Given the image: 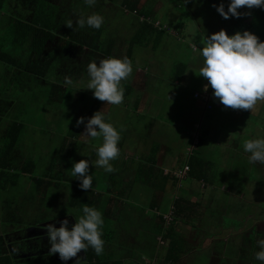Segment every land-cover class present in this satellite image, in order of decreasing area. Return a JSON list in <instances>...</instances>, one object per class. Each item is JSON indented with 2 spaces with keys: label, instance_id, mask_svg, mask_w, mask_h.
Wrapping results in <instances>:
<instances>
[{
  "label": "crops",
  "instance_id": "obj_1",
  "mask_svg": "<svg viewBox=\"0 0 264 264\" xmlns=\"http://www.w3.org/2000/svg\"><path fill=\"white\" fill-rule=\"evenodd\" d=\"M134 1L136 2L135 5L137 9L142 10L151 8L148 6L149 0ZM15 2L18 8L13 10V12H9L12 21L20 19L29 24L27 27H20V32L17 31V34L25 37L22 33L23 31L26 32V30L28 34H38V32H29L30 27H35L36 30L33 29V31H38L36 24H34L36 14H33L36 9L32 10L33 12H31V14L27 13V9L26 12L24 11L25 14H18V12L22 11L24 8L21 9L18 5L19 2H22L21 0H15ZM126 2L127 0H105L101 2L105 10L108 7L110 8L106 10V12L110 11L112 9L111 7L117 8L116 4H119L124 12L128 13L129 11L131 14L130 16L129 14H102L104 16V22L99 29L90 28L87 25L84 28H80L73 20L74 15H70V13L75 11V6L70 4L64 6L63 9L61 7L60 13L61 15L63 14L62 18L57 22H53L52 28L44 26L45 30L52 31V37H46L44 43L35 46L32 45V38H30L28 43L23 45L22 48H17L14 52L17 51L15 55L18 64H7L0 61V66L6 64L12 66L11 69L6 70L4 76L13 73L15 76L17 75L19 77L24 73H28L27 75L29 78L33 76L37 78L38 85L41 84L40 86H43V84L48 83V85H45L46 92L43 95L47 97L49 101L48 104L53 105L51 110H53L52 113L55 116L63 115L66 110L67 115L73 116V106L77 109L80 102L86 101L87 103L88 101V110L85 114V120H87V118L91 116L89 112L96 102L98 106L97 110L104 112L102 110L104 101L95 98L91 89L83 88L86 86L88 79L86 73L87 63L90 60H98L100 57H127L131 61L133 71L128 79L121 82L124 87V100L120 105H105L107 108H109L110 105V110L108 113H104L107 115L111 114V107L113 106L115 108L116 120L111 123L120 128V130L127 125L128 138L130 139V136L133 137L135 145L127 147V153H123L122 146L119 142V147L121 149L120 153H122V155H119L121 158L119 160L117 159V164L120 165L121 162L124 164V166H120L119 169L115 168V171L106 173L102 168H93L96 172L103 171L102 174L104 176L100 173L99 186L102 187L100 190L94 187L90 189L94 191L97 200L89 206H94L102 212L104 223L106 224L105 217L109 215V211L113 209L123 210L119 204L120 201L115 199L116 194L127 196L126 198L131 201L129 197L131 191V189H129L130 185L139 184L140 188L145 185L150 187L156 186L160 189L158 194L161 195L163 192L164 197L152 200L148 207V212H156L157 215L161 205L166 203L162 200L168 199L165 196L166 191L173 192V203L175 199L183 198V195H176V197L174 194L178 190L180 182L184 180L185 188H182V191L185 193L186 199H184L187 203L184 204L185 215L183 219L181 218L179 220L186 223L185 227L191 229L199 230L206 228L207 233L199 235L190 231V233H193L195 236L191 235L189 236V240H187V237L180 238L182 235L179 236L177 234L178 230L176 231L175 227L173 228L171 224L164 226L167 230L159 233L157 230L158 222H154L153 220L150 229H152L154 244L156 245L159 242V237L162 236L161 234L165 235L168 229L171 228L170 237L167 239L170 252L172 251V241L177 242V244L179 243L180 245H178L176 249L184 250V252L189 251L190 248L191 250H196L198 248L195 246L193 249L192 247L186 248V241L194 245L212 244L211 248L213 247V250L220 251L221 256L224 257L226 256V252H232L234 255L236 253H243V246L247 244H249L246 248L247 251L253 250L250 245H252V247L255 246L257 244V238H260L259 236L263 235L264 232H255V227L251 228V230L247 229L249 221L253 220L252 222L258 224L261 222L255 218L256 214L253 209L245 212L244 208L247 207L245 206L246 201L240 199L241 196L239 192L245 194L247 191H250L251 188L255 190L258 186H256V184H260L261 182L260 185L264 186V164H260L259 162L250 164L247 160L248 154L242 149V143L246 139L264 136V101H258L253 111L225 107L216 98H214L215 103L213 107L206 108L201 100L194 97V94L193 97L196 99L195 101L184 102L183 99L185 97L189 99L191 94L189 89L185 90L184 88L192 81L197 79L199 85L203 86V89L204 85L207 84L206 78L198 74L199 67L202 63V58L199 57L198 51L207 34L203 33L200 28H196V31H194L193 28L189 26L190 23L187 22V20L185 22L183 21L182 17L184 14H171L172 19L174 18L173 22H170L166 17V20L156 17L154 14L150 18H146L144 15L137 13V11H130V9L126 8ZM156 7V5L152 7L153 11L156 10ZM2 10L6 12L7 9H0V12H2ZM45 11L46 10L41 9L40 15L42 17H40L48 23L47 21H49L50 14H47ZM81 13L82 11L76 14H79L78 16L87 15ZM52 15L53 17L56 16L54 14ZM78 16L75 15L76 18ZM141 17H144L143 22H152L157 30L145 29L142 31L144 23L140 20ZM67 19L73 20V28L64 24ZM112 19H114V21L111 23ZM118 19L119 27H114L113 25ZM12 21L8 19L7 23L0 27V30L11 27ZM190 22H192V19H190ZM197 24L201 25V23ZM123 27H125L124 30ZM70 30L75 32L74 34L76 37L73 35L71 37L70 34L66 35V32ZM218 30L219 29L216 28V31ZM140 31L145 34L144 38L149 37L152 40L148 43H142V39L139 42L133 41ZM86 35L87 37H80ZM142 48L145 49L144 54H141L139 51ZM39 49H41V51H38ZM136 53H138L139 56H143V65L140 64L141 62L139 59L135 61ZM162 55L164 56L162 57ZM30 61H42L43 67L45 68L46 66V73L43 75H36L30 72L26 68L27 62ZM24 62H26V64H22ZM2 74L3 72L1 75ZM68 80H71L72 83H66ZM54 84H59V88L56 89V85ZM40 86L35 90L38 93L42 91ZM181 90H184L186 95H184ZM207 90L213 91L210 86ZM0 91L2 93L5 92L3 90ZM54 91L59 94V97L54 95ZM175 93L181 94L178 97L180 107L176 113L167 120L172 127L179 131L178 138L181 139L177 141L168 140L157 135L161 129V124H166L162 117L165 116L162 106L163 99L170 98V96H166V94ZM6 97L0 96V99ZM15 98L16 97H13L8 101V104H6L8 106L7 111L4 106L2 113L5 115H1V117L10 116L11 123L16 120L23 124V129L13 154L17 155L20 152H25L29 159H31L28 162L31 163L27 162L25 166H16L13 160L10 170L0 171L1 178L11 180L6 188H2V185H0V199L2 205H4V202L5 204H11V199L15 202V198L12 194L15 188L19 186L20 178L27 177V180H30L31 183L34 179H38L29 175L32 169L27 170V166L32 167L34 164V160L30 155L35 146L32 147L30 144L23 141V138L28 133L26 131L32 129L33 119H28L27 107L24 104L19 108V111L14 112V105L18 101L15 100ZM67 102L71 103L69 108H67ZM1 104L4 105L3 102H1ZM171 109L173 110V108ZM59 111H62V113L59 114ZM43 116L44 111H41L40 118ZM139 117H146V120H148V123L145 124V129H140L141 121L138 120ZM76 120L77 119L64 121L61 119V131H66V136L60 143L56 153L51 156L52 158L47 165L49 172L47 171L45 176L46 178L52 176L51 178L54 177V179H56L52 183V185L58 183L55 190H58L60 185L63 184L60 180H64V177L69 178L71 172L70 167L73 161H78L82 158L89 160L90 158L96 159L94 148L99 145L101 142L100 139H91L87 143H84L83 145L88 148V151H82L79 141L81 139L80 133L84 131V124L77 126ZM64 122L70 125L67 129H64ZM116 122L121 124V126ZM196 126H199L200 133L198 147L192 154H189V148L192 143L191 131L195 130ZM58 140L60 139L58 138ZM92 140L95 144H92ZM177 144L179 148H176ZM47 149L48 148H45L44 150ZM131 150H133L132 154H134L136 150L139 153L143 152L142 157L144 156V158H147V162L144 164L141 171L138 169L139 161H137V163L134 161V164H127L128 158L130 159L131 157ZM190 161H193V167L190 165ZM185 166H189L185 177L180 178L175 175V171L181 170ZM191 168L193 174H190ZM20 169L22 172H18ZM259 171H261V173ZM115 173L120 174L126 181L122 186V188L125 189H120V186L109 189L112 181L116 179V177H114ZM253 178L254 181L250 182L249 180ZM13 179L16 181L12 183ZM95 180H97V178H95ZM76 181L77 179L73 177L70 180V184L72 185L76 183ZM250 184H252V187L247 189ZM52 185L49 189L53 190V188H51ZM225 194H228L232 200L226 201L223 198ZM102 195H105L104 199H101ZM68 197H70V193H68ZM195 198L197 199L194 200ZM67 201L69 202L68 198ZM106 202H108L109 205L113 203V205H111L112 208L108 209ZM153 202H157L155 207H153ZM98 203H103V205H98ZM122 204L127 206L125 202H122ZM106 205L107 207H105ZM144 209L145 207H143V210ZM132 210V208H128V211ZM67 211L69 212V210ZM144 211L146 212L141 215H136V219L129 221L124 220L122 222L120 226L125 230L121 231L120 234L118 233L120 237L119 241H114V238L105 228L103 235L106 240L105 253L107 255L109 254L108 256H112L113 259L116 260H122L123 264H137L141 259L146 258L142 253H140V255L133 254L135 253V245H132V242L136 243L138 239L137 241H135V239L132 241L128 239L127 236V234L134 229H137L140 235L147 232L143 229L140 230L141 222L139 219L147 214V210ZM65 215L66 208L63 211L59 209L58 214L54 216V218L56 220H62ZM230 223H232L231 226L229 225ZM255 223L252 225H256ZM41 224L42 220L36 225ZM227 229L233 231L231 233L233 236L230 241L229 239L226 241L224 237V231ZM237 229L241 230L235 232ZM108 233L109 236H106ZM156 233L159 235L156 236ZM177 238H179L180 241L179 239L177 241ZM149 240L153 243L150 234H146V236L143 237V242L147 243ZM107 244L112 245L109 247ZM214 245H218L219 248H215ZM228 246L230 247L229 249ZM12 249L11 246L8 249L11 252L10 254L14 253ZM157 257H159L158 254H155L154 258ZM213 257L214 255H208L209 259ZM148 262H150V259H148ZM157 263L158 262L155 264Z\"/></svg>",
  "mask_w": 264,
  "mask_h": 264
},
{
  "label": "rangeland",
  "instance_id": "obj_2",
  "mask_svg": "<svg viewBox=\"0 0 264 264\" xmlns=\"http://www.w3.org/2000/svg\"><path fill=\"white\" fill-rule=\"evenodd\" d=\"M22 2H19V7L23 9L22 11H19L18 14H25L24 11L27 13L31 14L33 12L32 10L36 9V11L33 12V14H41V9L46 10L45 12L47 14H50L49 17H52L51 22H57L60 18H62L63 14L61 15L60 10L61 7L63 9L64 6L72 4L75 6V11L73 13H70V15H74L73 20L76 21V16L79 14H76L78 12H81V14H91L92 12H99L100 14H130L129 11L124 12L123 8L119 5L116 4L117 8L111 7L112 9L108 12L106 10H109L110 8H104V5L101 4V2L105 0H97V3L93 6H88L84 3V0H21ZM68 1V2H66ZM144 1V0H143ZM142 1V2H143ZM148 1V0H147ZM14 2V3H13ZM70 2V3H69ZM5 9L6 12H0V27L3 26L5 23H7V20H12V17L10 16L9 12H13L17 7V3L15 0H6L5 2ZM59 3V5H58ZM14 4V5H13ZM157 6L156 10L154 11V15L156 17H159L161 19L166 20V18L170 21L173 22L174 18L172 19L171 14H184L182 19L185 22H189V26L193 28L194 31H196V28H200L203 33L205 34H211L212 32L216 31V28L214 27L212 23V19H209L210 14L206 16L205 10L201 7L200 5L196 4V7H198V14H193V12L189 9L185 3H183V0H150L148 2L149 7ZM71 9V8H69ZM131 11V10H130ZM68 13V12H67ZM4 14V15H1ZM56 15L53 17V15ZM69 14V13H68ZM169 14V15H168ZM176 16V15H175ZM58 17V18H57ZM166 17V18H165ZM208 18V19H207ZM190 19H192V22H190ZM143 22V18L141 17L140 19ZM205 20H208V22H205ZM114 21V19L111 20V23ZM168 22V23H170ZM197 23H201V25H198ZM60 24V23H59ZM166 24V23H163ZM38 26V25H36ZM114 27H119V19L117 22L113 25ZM125 27H123V30ZM7 31V30H6ZM6 31H3L1 35H3ZM42 30L41 32H43ZM44 33V32H43ZM40 35V34H39ZM42 34V38H43ZM42 43V42H41ZM145 49H140V53L144 54ZM164 55H162L163 57ZM140 60V64L143 65V56L138 53H136L135 61ZM26 64V62L22 63ZM12 66L10 65H1L0 66V79L6 74V70L11 69ZM3 74L1 75V73ZM28 73H24L22 76H15L13 73L4 76L0 80V90L5 91L2 93L0 91V96L6 97L7 100H11L13 97H16L15 100H18L16 104L14 105L15 111H19V108L24 104L27 107V113H28V119L30 120L31 118L33 119L32 123V129L27 130L28 132L25 137L23 138V141L30 144L32 147V154L30 155L33 160L34 164L32 166L31 173L29 175L36 177V178H42L41 181H37L34 179V181L31 183V181L27 180V177L20 178L19 180V186L15 188L14 193L12 196L15 198V202L11 199L10 202L11 204H5L2 205V201L0 199V234H7L11 230L13 231L14 229H18V231L13 232L11 234H7L6 238L7 239H15L16 241H19V238L27 237V236H32L36 233H40V238L36 239V241H31L32 244H30L29 249H32L34 251V256H38L40 258H47L49 255H54L55 258H59V255L57 253L54 254H49L48 253V248H49V243H48V238L46 236V228L44 225L48 223H53L57 227L59 226V220H56L54 216L58 214V210L60 209L61 211L65 210L66 208V215L62 218H67L69 220V227L71 224L75 223V217L74 215H80L81 214V209L79 207H70L68 204V200L70 197H68V193L71 195L72 188L70 184V180L73 177L65 178L64 180H60L63 184L60 185V188L58 190H55L56 185H52L51 188L44 192V187H45V182L44 180L46 179L45 173L49 170L47 169V165L51 160V156L56 153V150L58 149L60 143L64 140V137L66 136V131L64 130L61 131V119L64 121L68 120H74L77 119L78 117H85V114L87 113V108H88V101L80 102L79 106L77 109L72 108V113L73 116L67 115L66 111H64L63 115L60 116H55L52 112V106L51 104H48L49 101L45 95H43L46 92V84H43V86H40L41 84L38 85L37 83V78L36 77H31L29 78ZM29 81V82H28ZM42 88V91L40 93L36 92L35 90L38 87ZM185 90L189 89L191 92L189 99L185 97L183 99L184 102H191L192 100H196L193 97V94L196 90H204L203 86L199 85L198 80L196 79L195 81H192L187 87L184 88ZM7 91V93H6ZM184 95H186V92L184 90H181ZM7 94V95H6ZM177 94V95H175ZM175 94H166V96H170V98H164L162 102L163 106V113L165 116H162L166 124H161V129L157 133L159 137L166 138L168 140H180L181 138H178L179 131L175 129L174 127L171 126V124L168 122L167 119L174 115L176 111L178 110L179 106V100L178 97L181 95L180 93H175ZM93 97V96H92ZM7 103H4L6 111L8 110V101H5ZM69 108L71 106L70 102H67ZM187 104V103H186ZM106 101H104L102 105V110L105 113H108L110 110V105L109 108L105 107ZM173 108V110L171 109ZM30 112H29V110ZM112 112L111 114H105L106 117L109 116L110 121L114 122L116 120V110L112 106L111 107ZM44 111V116L40 118V112ZM2 111H0V117L2 115ZM114 112V113H113ZM59 114L62 113V111L58 112ZM182 113V112H181ZM54 120V121H52ZM139 121H141L140 129H145L146 126L145 124L148 123V120H146V117L138 118ZM117 123V122H116ZM119 126L121 124L117 123ZM11 125L10 122V116H3L0 118V147L1 145L6 143V137H7V132L9 129V126ZM67 125V126H66ZM70 125L68 123L64 122V129H67ZM118 128V127H117ZM120 130V128H118ZM61 131V132H60ZM121 132V139H120V144L123 149V153H127V147H131L134 144L133 137L130 136V139L128 138L127 134V125L124 126L123 129L120 130ZM60 134V137H59ZM80 136V134H79ZM241 136V135H239ZM58 138L60 140H58ZM129 139V140H128ZM58 140V141H57ZM80 144L82 148V151H88V148L85 147L83 142L80 139ZM92 144H95L92 140ZM45 148H48L47 150H44ZM176 148H179V145L177 144ZM133 150H131V157L130 159L128 158L127 164H134L135 162L139 161L138 164V169L141 171L143 168L144 164L147 162V158L142 157L143 152H136L134 154ZM122 155V153H120ZM141 157V159H140ZM121 157H118L117 159L119 160ZM112 161L114 168L119 169L120 166H124V164L121 162L120 165L117 164L118 160ZM13 160L15 162L16 166H25L29 159L28 155L25 152H20L17 155H12L9 157V161H11L13 164ZM95 159L90 158V161H94ZM135 161V162H134ZM126 165V164H125ZM11 167V166H10ZM10 167H7L10 170ZM92 168V169H91ZM94 169H98V167H95L93 164L90 163L89 165V173L92 174L93 176V187L100 190L102 187L99 186V180H100V173L102 174L103 171H95ZM19 169V168H16ZM28 170V169H27ZM103 170V169H102ZM18 172H22L21 169ZM261 173V171H259ZM103 175V174H102ZM145 175V174H144ZM104 176V175H103ZM134 176V175H133ZM139 176V174H138ZM114 179L112 183L109 186V189H113L115 186L119 187L120 189H125L122 188V186L125 184V180L122 178V176L118 173L114 174ZM263 177H264V171H263ZM97 178V180H95ZM56 179H54L55 181ZM264 180V178H263ZM182 180L180 182V186L174 196H180L183 195L182 202L183 204L187 203L185 200V193H183L182 188H185L184 184L185 181ZM250 182L254 181L253 179L249 180ZM41 182H43L41 184ZM262 183V182H261ZM260 183V184H261ZM259 183L256 184V189L253 190L252 184L248 186L247 189H250V191H247L245 194H242V192H239V195L241 196L240 199L242 201H246L245 203V212L251 211L252 209L254 210V213L256 214V219L259 220L261 223H255L252 221H249L247 224V229L251 230V228H254L255 232L262 233L264 232V186L260 185ZM95 185V186H94ZM129 189H131L129 193V197L131 201L126 198L127 196H122V195H115V199L117 201H120V205L123 208L118 209V210H111L109 211V215L105 217L106 224H103V234L105 231V228L108 230V232L111 234V236L114 238V241H119L120 237L118 236V233L120 234L121 231H124L125 229H122L120 226L124 220L129 221V220H134L136 219V215H141L142 213H145L147 210V214L145 216L140 217L139 221L141 222V229L140 230H145L147 232L142 233L140 235L137 232V229L132 230L129 234H127L128 239H131L132 241H138L132 242V245L134 244V255H140L142 253L146 258L141 259L140 262H144L145 264H155L156 262H161L165 256V254L168 251V246L169 242L167 239H164L162 236L159 237V242L155 245L154 244V237L152 233L151 225L154 222H158V217L156 215V212L151 211L148 212V207L150 205V202L152 200H156L160 197H164L163 192L160 194L159 191L160 189L156 186H139V184H132L129 186ZM61 191V193H60ZM60 193V194H59ZM165 196L168 198L167 200H162L165 201L166 203L161 205L160 210H158V213L163 214L165 221H164V226H168L171 224L173 228L175 227V230L178 232L177 234L181 236L180 238L187 237V240H189V236H195L193 233L191 234L190 231L195 232L196 234H203L207 233L206 228L204 229H191L188 227H185L186 223L181 222L179 219L181 216V213H171V218L168 216L170 213L171 208L173 209V192L172 191H166ZM176 196V197H177ZM187 196V195H186ZM105 195L101 196V199H104ZM175 197V198H176ZM185 198V199H184ZM223 198L226 201H231L232 198L228 195L225 194ZM195 198L194 200H196ZM122 202H125L128 206V208H132V211H128V208L125 204H122ZM108 205V209L112 208L111 203L110 205L108 202H106ZM201 203V201H200ZM98 205H103V203H98ZM107 205L105 207H107ZM120 207V208H121ZM143 207L145 209L143 210ZM118 208V207H117ZM72 212L73 214H68V211ZM229 213V212H228ZM244 213V212H243ZM230 214V213H229ZM177 215V216H176ZM177 217V218H176ZM254 218V219H255ZM42 219V224L39 226H34V227H28L30 222L33 220L39 221ZM144 222V224H143ZM255 223L256 225H252ZM143 224V225H142ZM201 225V224H200ZM230 226L232 223L229 224ZM27 226V227H26ZM144 226V227H143ZM148 226V227H146ZM26 227V228H25ZM177 228V229H176ZM241 230V229H240ZM240 230H236L235 232H239ZM175 231V232H176ZM233 231L227 229L224 231V237L226 241L232 238L233 234H231ZM16 233H19L20 235L16 237ZM146 234H150V238L153 240V243L151 240H149L147 243L143 242V237L146 236ZM159 234L156 233V236ZM162 235V234H161ZM260 238H257V241L260 239H264V234L259 236ZM158 241V240H157ZM180 241V239H179ZM23 244V242H20V245ZM106 245V242H105ZM109 247H111L112 244H107ZM12 246V244H11ZM198 247L200 249L196 250H190L187 252H183L180 254L179 259L176 261V263H172L169 261L168 264H261L260 261H258L255 258V252L259 250L258 243L251 248L253 250L247 251V247L249 244L246 246H243L244 252L243 253H236L235 255L232 252H226V256H221V252L217 250H213V247L211 248L212 244L210 245H199V244H193L191 242L186 241V248L189 247ZM14 248V246H12ZM17 247V246H16ZM144 247V248H143ZM215 248H219L218 245H214ZM24 249H28L27 247H23ZM144 250H142V249ZM210 248V249H208ZM230 247L228 246V249ZM15 250V249H14ZM12 251L18 255L28 257L27 255L31 256V252L29 251ZM219 250V249H218ZM21 252V253H20ZM31 254V255H30ZM132 254V253H131ZM155 254H158L159 257L154 258ZM214 255L212 259L208 258V255ZM225 255V253H224ZM77 256L79 257L78 259L76 257L70 258L68 261L63 262V264H75L73 261H80L82 260L84 253L83 250H80V252L77 253ZM23 258V257H21ZM60 259V258H59ZM77 259V260H76ZM148 259H150V262H148ZM41 262L45 263V260L40 259ZM87 261H82L79 262L78 264H87ZM157 263V264H158Z\"/></svg>",
  "mask_w": 264,
  "mask_h": 264
},
{
  "label": "clouds",
  "instance_id": "obj_3",
  "mask_svg": "<svg viewBox=\"0 0 264 264\" xmlns=\"http://www.w3.org/2000/svg\"><path fill=\"white\" fill-rule=\"evenodd\" d=\"M84 3L93 6L97 0H84ZM213 6L225 19L238 18L243 14L241 7L264 9V0H228L227 9L221 0ZM103 22L104 16L99 12L80 15L75 21L80 28L87 25L95 29L101 28ZM64 24L73 28L71 19H67ZM198 55L202 58L198 74L207 80L204 89L207 90L210 86L213 90L212 96L223 106L253 111L258 101H264V40L254 32L244 29L229 34L221 28L204 37ZM132 71L131 61L127 57L108 56L90 60L86 65L88 79L83 88L91 89L93 96L106 101V104L120 105L124 100V87L121 82L128 79ZM66 83L71 84L72 81L68 80ZM80 124H84V131L80 133L83 142L87 143L96 138L101 141L94 148V161L82 158L73 161L70 167V176L79 181L78 187L88 191L93 187V176L89 173L90 163L106 173L115 171L112 161L121 152V132L101 110L95 111L87 120L83 116L78 117L76 125ZM197 147L198 143L192 150L189 148V154ZM242 149L248 154L247 160L250 164H264V136L244 140ZM80 211L78 216L68 212L75 217V223L70 227L67 218L60 220L58 227L53 223L44 225L50 245L48 253H57L61 261L66 262L72 257L78 259L77 253L82 249L86 252L89 247L96 255H101L104 251L102 212L86 203ZM257 243L259 250L254 255L264 264V239Z\"/></svg>",
  "mask_w": 264,
  "mask_h": 264
},
{
  "label": "trees",
  "instance_id": "obj_4",
  "mask_svg": "<svg viewBox=\"0 0 264 264\" xmlns=\"http://www.w3.org/2000/svg\"><path fill=\"white\" fill-rule=\"evenodd\" d=\"M5 2H6V0H0V9H3L5 7V4H6ZM220 2H221V0H183V3H185V5H187L189 7V9L193 12V14H198L199 8L196 7V4L200 5L201 7H205V8H203V10H205L206 13H203V14H206V16H207V14L208 15L210 14V17H208V18L213 20L212 23H213L214 27L218 28L219 30L221 28H223L229 34H232L237 30L242 31L244 29H247L249 31L254 32L261 40H264V9H261L258 7H255L252 9H246L244 7H241L240 11L243 14L240 17H238V18L237 17H230L228 19H225L216 11V8L213 6L214 4H219ZM223 2L225 4V9H227L228 0H223ZM135 3L136 2L134 0H127V2H126L127 7L126 8H128L130 10H135V11H137V13L144 15V17H146V18L152 17V15L154 14L152 7L140 10V9H137ZM40 16H41L40 14H36L35 15L36 18L34 20V24L38 25V26H36L38 28V31H33V29L36 30L35 27H30V31L28 30L30 33L31 32L32 33L38 32V34L31 35V34H28L27 30H26V32L23 31V33H22L25 37L18 35L17 31L20 32V29H19L20 27H27V25H29V24H27L28 22H24L23 20H20V19H18L16 21L11 20L12 21L11 27L6 28V29L3 28L0 30V61L1 62H5L7 64H12V63L18 64V62L16 61L17 57L15 55V53L17 51L14 52L17 48H22L23 45L28 43L30 38H32V45L35 46L37 44H40L41 42L44 43L46 40V37H52L53 36L52 31H48V30L44 29V26H47L49 28L53 27V22H51L52 17H49V21H47L48 23H46V21L41 18L42 16L41 17ZM205 22H208V20H205ZM143 23H144L143 24L144 26H142V31L145 29L157 30V28L154 26V24L152 22L145 21ZM33 26H35V25H33ZM42 30H44L43 31L44 33L41 32ZM3 31H6V32L3 35H1V33ZM142 31L137 33V35L133 41L139 42L142 39L141 40L142 43L150 42L152 39H150L149 37L144 38L145 34ZM75 32H76V30H75ZM75 32L70 30L69 32H66V35L70 34L71 37H72V35L74 37H76V35L74 34ZM42 34L44 36L43 38H42ZM80 37H87V35L86 36H80ZM38 51H41V49H39ZM26 68L30 72H32L36 75H43L46 73V70H45L46 66H45V68L43 67L42 61H40V62L39 61L27 62ZM54 85H56V89L59 88V86H58L59 84H54ZM54 95L59 97V94L56 92L54 93ZM5 101H9V100H7V98L0 99V111H2L4 109V105H2L1 102L6 103ZM97 108H98V106H97V102H96L94 107L91 108L89 115H92L95 111H97ZM2 115H5V114L2 113ZM11 124L12 125L9 129L8 136L6 139V143L1 145V147H0V168H1L0 171L1 172L6 171L8 169L7 167L11 166L12 162L9 161V157H11L13 155V152L16 149V145L19 141V138H20V135H21V132L23 129V124H21L20 122H17L16 120L13 121ZM28 163H31V162H28ZM190 165L193 167V161H190ZM27 169L30 170V169H32V167L27 166ZM190 174H193L192 168L190 170ZM51 177L46 178L44 180V182H45L44 191H47L49 189V187L52 185V183L54 182V177L53 178H51ZM41 180H42V178L37 179V181H41ZM15 181L16 180L13 179L12 183ZM10 182H11L10 179H6V178L4 179V178L0 177V185H2V188H6ZM42 183L43 182H41V184ZM78 184H79V181L77 180L76 183H73L71 185V187H73V188H72L70 199L68 202L70 207L82 208L85 203L90 205L91 203H93L94 201L97 200V196L94 194L93 190L89 189L88 191H85V190L79 188ZM58 187H59V185H58ZM153 203H154L153 207H155L157 205L156 204L157 202H153ZM173 204H174L173 209H174L175 214L181 213L180 218L183 219V217L185 215V205L183 204L182 199H178V198L175 199ZM157 217H158L157 230L159 231V233H162L163 231L167 230V228H164V224H163L165 221V218H164L163 214H161V213H158ZM41 220L42 219H40L39 221L33 220L27 226L28 227L39 226L36 224L38 222H40ZM16 231H18V229H14L13 231L11 230L7 234H11V233L16 232ZM170 231H171V228L168 229V231L165 235L162 234V237L164 239H168L170 237ZM7 234H0V264H63V262H61V260L58 259L57 257L55 258L54 255H49L47 258H40L36 255L34 256V251L32 249H29V247H30V244H32L31 241H36V239H38V237L40 238L39 232L32 235V236L19 238V241H16L15 239H11V238L7 239L6 238ZM15 235L17 237L20 234L16 233ZM106 236H109V233L106 234ZM102 238H103L104 242H106V240L104 239V235H102ZM178 239L179 238H177V241H178ZM173 240H174V238H173ZM21 241L23 242V244L20 245ZM11 244H12V246H14V248L11 246ZM178 245H180V244L179 243L177 244V242L172 241L171 242L172 251L170 252V246H169L168 251L165 254L163 260L161 262H159L158 264H168L169 261L172 263H176V261L180 257V254H182L184 252V250L176 249ZM10 246L13 249H15L16 251H18V250L19 251L24 250L23 252L29 251V252H31L32 255L30 254L31 256L27 255L28 257H24V256L16 254V252L13 254H10L11 252L8 250ZM27 246H28V249L23 248V247H27ZM83 253H84V256H83L82 260L73 261V263L78 264L79 262L87 261L88 262L87 264H123L122 260L113 259L112 256H108L109 254L107 255L105 253V243H104V251L101 255H96L91 247H89L86 252L83 250ZM21 257H23V258H21ZM40 259L45 260V263L41 262ZM137 264H145V263L139 262Z\"/></svg>",
  "mask_w": 264,
  "mask_h": 264
},
{
  "label": "built area",
  "instance_id": "obj_5",
  "mask_svg": "<svg viewBox=\"0 0 264 264\" xmlns=\"http://www.w3.org/2000/svg\"><path fill=\"white\" fill-rule=\"evenodd\" d=\"M194 97L201 100L206 108H212L214 105V97L212 96V92L209 90H197L194 92ZM199 126H196L195 130L191 131V137H192V143L190 149L192 150L197 146L198 139H199ZM189 169V166H185L183 169L175 171V175H177L180 178H183L186 176L187 171ZM171 213H173V209L171 208L170 213L168 216L171 218ZM166 216V214H165Z\"/></svg>",
  "mask_w": 264,
  "mask_h": 264
}]
</instances>
